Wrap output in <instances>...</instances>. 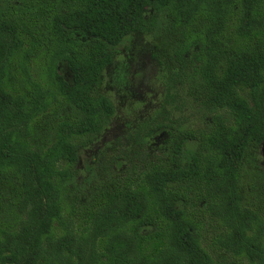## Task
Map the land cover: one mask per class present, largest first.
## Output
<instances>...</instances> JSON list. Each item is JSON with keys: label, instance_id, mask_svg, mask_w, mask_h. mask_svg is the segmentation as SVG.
Segmentation results:
<instances>
[{"label": "trees", "instance_id": "16d2710c", "mask_svg": "<svg viewBox=\"0 0 264 264\" xmlns=\"http://www.w3.org/2000/svg\"><path fill=\"white\" fill-rule=\"evenodd\" d=\"M132 33L165 86L133 137H168L79 185ZM263 141L264 0H0V264H264Z\"/></svg>", "mask_w": 264, "mask_h": 264}, {"label": "rangeland", "instance_id": "374dc122", "mask_svg": "<svg viewBox=\"0 0 264 264\" xmlns=\"http://www.w3.org/2000/svg\"><path fill=\"white\" fill-rule=\"evenodd\" d=\"M152 46L149 36L135 34L125 38L117 46L108 47L113 62L104 73L102 93L113 101L115 114L99 137L82 151L76 179L79 185L86 184L89 178L88 166L93 165L94 160L104 152L108 144H115L114 146L121 150L127 149L129 132L135 124L160 105L164 86L158 78L157 62L152 55ZM191 113L189 111L179 116L181 123L186 127L201 124V118ZM165 137L164 131L154 135L147 144L146 152L150 155H158L157 146ZM257 156L258 164L264 170V141Z\"/></svg>", "mask_w": 264, "mask_h": 264}, {"label": "flooded vegetation", "instance_id": "af4514ba", "mask_svg": "<svg viewBox=\"0 0 264 264\" xmlns=\"http://www.w3.org/2000/svg\"><path fill=\"white\" fill-rule=\"evenodd\" d=\"M135 34H137V33H132V34H130V35H128L127 37H129V36H131V35H135ZM140 34H142V33H140ZM143 35H145V34H143ZM148 36V35H147ZM126 37V38H127ZM124 40V39H123ZM122 40V41H123ZM122 41H120L118 44H116V45H113V46H117V45H119ZM152 45H153V43H152ZM111 55V62H110V64L109 65H111V63L113 62V56H112V54H110ZM152 55H153V57L156 59V62H157V71H158V78H159V80L162 82V84H163V86H164V83H163V81H162V78L160 77L161 76V72H160V64H159V61H158V59L156 58V56H155V54H154V46H152ZM108 65V66H109ZM107 66V67H108ZM107 67L105 68V71H106V69H107ZM105 71H104V73H105ZM103 81H104V79H103ZM103 85V84H102ZM164 93H165V86H164ZM163 97H164V94H163V96H162V100H163ZM111 99V98H110ZM162 100H161V103H160V105L156 108V109H154L146 118H144L143 120H141L140 122H138L137 124H135V126L132 128V130L129 132V134H128V137H127V140H128V148L127 149H125V150H121V149H118L116 146H114L115 144H112V143H110V144H108L107 146H106V150L107 151H110L111 153H113L114 155H117V154H119V158H118V163L120 162V161H124L126 158H127V156L128 157H133V156H136L139 152H141V154H146L147 152H146V148H147V144H148V142H149V140L154 136V135H156V134H158L160 131H164V132H166V137L164 138V140L161 142V144H159L158 146H157V153L159 154V152H160V146L161 145H163V143H164V141L166 140V138L168 137V129H166V128H161V129H159V130H157L156 132H154L150 137H149V139L147 140V141H145V142H141V143H137L136 142V138H134L133 137V135H134V132L137 130V128L142 124V123H144L146 120H148L149 118H151L152 117V115L157 111V110H159L161 107H162ZM113 102V101H112ZM113 105H114V103H113ZM115 105H114V113H113V116L111 117V120H112V118L114 117V114H115ZM111 120H110V122H111ZM127 153H129V154H127ZM151 156H154V155H151Z\"/></svg>", "mask_w": 264, "mask_h": 264}]
</instances>
